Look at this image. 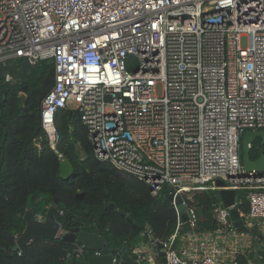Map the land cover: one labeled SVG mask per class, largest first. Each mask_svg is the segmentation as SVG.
<instances>
[{"label":"built area","instance_id":"2783aa9c","mask_svg":"<svg viewBox=\"0 0 264 264\" xmlns=\"http://www.w3.org/2000/svg\"><path fill=\"white\" fill-rule=\"evenodd\" d=\"M20 59L53 64L40 104L49 147L57 112L76 110L97 160L174 195L175 234L174 198L193 191H246L239 214L264 222V177L244 175L240 155L242 135L264 130V0H0V63ZM229 209L218 200L211 239L190 244L197 256L176 250L175 234L159 242L165 263L261 264L231 249L220 259L215 241L239 237Z\"/></svg>","mask_w":264,"mask_h":264},{"label":"trees","instance_id":"16d2710c","mask_svg":"<svg viewBox=\"0 0 264 264\" xmlns=\"http://www.w3.org/2000/svg\"><path fill=\"white\" fill-rule=\"evenodd\" d=\"M52 67L51 61L42 62L23 77L15 73L16 82L7 85L4 102L0 93V264L84 263L74 257L76 246L60 239L16 247V238L24 228V213L44 217L50 207L64 231L75 226L99 234L107 241L105 253L116 255V264H139L124 250L140 240L141 232L147 228L158 242L168 241L175 233L177 214L168 191L152 196L142 180L97 160L76 110L57 112L54 125L59 141L55 150L49 147L41 129L34 135L37 99L42 101L53 86L41 83ZM4 128L6 136L1 141ZM257 153L252 146L250 155ZM59 156L69 159L74 168L67 180L59 178ZM78 193L83 194L82 198L76 197ZM237 195L238 212L245 215L247 192L238 191ZM182 198L194 213L195 233H212L217 227V193L193 191ZM178 233L173 242L175 249L179 236L184 234L181 230ZM237 261L244 263L247 259L239 256Z\"/></svg>","mask_w":264,"mask_h":264},{"label":"water","instance_id":"95a60500","mask_svg":"<svg viewBox=\"0 0 264 264\" xmlns=\"http://www.w3.org/2000/svg\"><path fill=\"white\" fill-rule=\"evenodd\" d=\"M35 68V65L31 64L27 59H20L17 61H9L6 64L0 63V93L2 92V81L4 74H17L19 76H25L27 71ZM54 70L53 67L49 69L46 77L42 81L41 85L53 84ZM3 102L5 101L6 93L2 95ZM22 104V103H21ZM40 104L41 100H38V111L35 115V129L34 135H37L40 130ZM5 126V123L2 122ZM6 136V129H3L1 141ZM256 143L259 145L258 153L251 156V148ZM241 163L244 171V175L252 174L253 177H264V130L263 131H248L241 137ZM74 168L71 161L67 158L59 160V178L67 180L73 174ZM215 187L222 188L224 183L222 181H215ZM217 196L222 203L223 208L229 209V218L233 224L234 229L240 234H248L250 229L248 228L243 216H241L238 210L234 207L238 201V195L232 190H218ZM83 194H76L77 198H82ZM174 195L170 194L168 199L171 201ZM177 206L178 213L180 214L179 222L180 229L183 233L196 232V229L191 225L194 221L191 213L186 210L182 204V198L177 195L174 198ZM113 208V204L110 205ZM54 208L50 207L44 217L35 216L30 211H26L23 215L24 228L21 234L17 237L15 245L18 249L30 245L34 241H54L60 239L63 242L74 244L76 247L82 249V256L80 259L84 260L83 264H116V255L114 253H105L107 248L106 239L96 233H90L84 230H80L78 227L72 226L70 230L64 231L61 224L55 220L53 215ZM142 242L137 246H131L133 251L137 254H133V257L139 264H165V253L161 243H152V240L146 235L141 236ZM253 256L261 260V264H264V246L257 243L254 244ZM129 252L128 249L124 250V253ZM154 252H157L156 258L152 256Z\"/></svg>","mask_w":264,"mask_h":264},{"label":"rangeland","instance_id":"374dc122","mask_svg":"<svg viewBox=\"0 0 264 264\" xmlns=\"http://www.w3.org/2000/svg\"><path fill=\"white\" fill-rule=\"evenodd\" d=\"M21 97L24 98L23 95ZM79 155L81 158H83V152L81 150H79ZM246 223L248 228L250 229V232L248 234L240 233L238 239L231 240L229 241V243L215 241V244L219 249L225 250V252L221 251L222 255L220 259L230 260L231 258H233L234 256H232V252H229V250L231 249L237 252L238 256L236 257L235 255V258H237V260L239 256L244 257L248 260L251 258L250 256L254 253L253 246L255 243L264 246V222L246 221ZM207 234L208 233L197 234L194 232L182 234L180 235V240L176 249L179 252H184L188 254L192 251V247L190 246L192 240L203 241L204 239H211L209 237L210 235Z\"/></svg>","mask_w":264,"mask_h":264},{"label":"crops","instance_id":"0c3cea01","mask_svg":"<svg viewBox=\"0 0 264 264\" xmlns=\"http://www.w3.org/2000/svg\"><path fill=\"white\" fill-rule=\"evenodd\" d=\"M148 229L146 228V230L145 231H143V232H141V234H140V240L139 241H137L134 245H132V246H137L140 242H142V238H141V236H144V235H146V231H147ZM181 230V229H180ZM175 234V233H174ZM184 234H186V233H184ZM179 235V233L177 232V234H175V238L177 237ZM207 235H212L211 233H208ZM147 236V235H146ZM148 237V236H147ZM180 237V236H179ZM174 238V239H175ZM191 246V245H190ZM192 247V246H191ZM126 249H128L129 250V253H130V257H133V254H137V252L136 251H133V249H131V247H130V249L129 248H126ZM190 250V249H189ZM190 254L192 255V256H197L196 254H194L193 253V248H192V251L190 252ZM155 255H157V252H154L153 254H152V256L154 257V259L156 258V256ZM158 264H161V263H158ZM166 264V263H165Z\"/></svg>","mask_w":264,"mask_h":264},{"label":"flooded vegetation","instance_id":"af4514ba","mask_svg":"<svg viewBox=\"0 0 264 264\" xmlns=\"http://www.w3.org/2000/svg\"><path fill=\"white\" fill-rule=\"evenodd\" d=\"M29 73V71H27V73L26 74H28ZM2 87H4L3 88V91H2V94H4V93H6L7 94V86L6 85H2ZM26 89V88H25ZM37 100H41V99H37ZM255 147H256V149H257V151L259 150V145H258V143H256V145H255ZM261 150V149H260ZM259 150V151H260Z\"/></svg>","mask_w":264,"mask_h":264}]
</instances>
